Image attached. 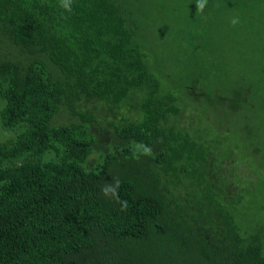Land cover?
I'll return each instance as SVG.
<instances>
[{
	"label": "trees",
	"instance_id": "obj_1",
	"mask_svg": "<svg viewBox=\"0 0 264 264\" xmlns=\"http://www.w3.org/2000/svg\"><path fill=\"white\" fill-rule=\"evenodd\" d=\"M66 2L0 0V264H264V76L219 81L222 18L174 15L171 68L146 0Z\"/></svg>",
	"mask_w": 264,
	"mask_h": 264
},
{
	"label": "rangeland",
	"instance_id": "obj_2",
	"mask_svg": "<svg viewBox=\"0 0 264 264\" xmlns=\"http://www.w3.org/2000/svg\"><path fill=\"white\" fill-rule=\"evenodd\" d=\"M215 1L219 0H146L147 12L145 18L147 26L142 30L143 42L149 49L154 45L155 48L163 47V52L160 54L159 59L164 58L165 65L167 66L169 63L172 68L173 63L177 58L169 56L168 52L174 51V43L177 41L180 45L185 46L182 40L176 39L175 34L172 31H169L173 26L171 20L175 19L174 15L181 18L188 12L196 14L201 11L203 13L211 4V9L209 8L210 10L208 12L209 16L222 18L219 25L226 28L227 33L224 35H217L215 33H218L219 31L215 30V26H210L208 33L212 32V34H209L204 45L210 46L214 43H220L221 46L227 48L229 41L237 43V45L232 46L229 49L223 59L231 62L229 67L232 75H228L227 77H221V75H219V81L229 85V78L237 77L239 82L235 83L239 86L243 87V85L249 83L257 84V78H261L262 75L264 76V50L254 47L256 45L255 41L260 38V33L264 32V0H252L253 8L251 10L253 13L250 16V21H242L241 19H238L237 21L236 19V23L223 21L225 10L223 11L221 7L215 6ZM237 1L240 7L239 11L232 12L227 9V13L231 16L244 14L246 10L244 2L240 0ZM201 4H203V7H200ZM248 22H250L251 26L249 30H244V24ZM232 28H234L235 31ZM244 32H248V34L242 35ZM228 34H231L233 37L229 39ZM223 36L226 37L225 40H223ZM240 43L242 46L239 45ZM240 49H242L243 55H239L238 59ZM249 66L253 67L257 73L249 74L244 80H242L241 76H236L241 71V67ZM252 98L254 99V97ZM253 115L255 116L252 117L256 118V125L251 131L255 133L256 140L252 146L257 145L259 147L257 151L259 152V156L252 160L257 162V160L261 158L260 153L264 150V107L262 109H254ZM251 150L252 149H248L249 152L247 150H238L237 152H240L241 155H246L249 154ZM254 157V155L251 156V158ZM258 170H260V168ZM260 175L262 176V174Z\"/></svg>",
	"mask_w": 264,
	"mask_h": 264
},
{
	"label": "clouds",
	"instance_id": "obj_3",
	"mask_svg": "<svg viewBox=\"0 0 264 264\" xmlns=\"http://www.w3.org/2000/svg\"><path fill=\"white\" fill-rule=\"evenodd\" d=\"M61 7L63 8H68V3L66 2V0H61ZM200 7H203V4L200 5ZM236 21H233V23H235Z\"/></svg>",
	"mask_w": 264,
	"mask_h": 264
}]
</instances>
